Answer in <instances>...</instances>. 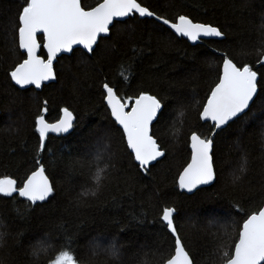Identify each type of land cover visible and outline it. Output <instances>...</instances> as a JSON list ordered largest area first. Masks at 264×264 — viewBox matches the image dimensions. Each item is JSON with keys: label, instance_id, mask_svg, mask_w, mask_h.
<instances>
[{"label": "trees", "instance_id": "1", "mask_svg": "<svg viewBox=\"0 0 264 264\" xmlns=\"http://www.w3.org/2000/svg\"><path fill=\"white\" fill-rule=\"evenodd\" d=\"M82 2L94 6L98 0ZM141 2L169 19L183 14L196 22L217 25L225 36L193 45L149 18L119 23L95 55L86 56L79 49L59 57L54 64V83L41 90L20 89L7 73L22 59L13 39L22 0H0V178L7 175L19 180L30 172L37 155L34 120L43 100L48 101L46 119L50 122L59 118L64 107L77 117L70 135H49L46 146L52 155L40 154L46 161H55L45 164L55 185L51 202L20 218L9 198L0 200V220L5 225L0 230L7 233L0 246V264H45L65 245V237L70 238L69 249L85 264H144L145 260L147 264H160L153 251L168 247L167 234H161L157 218L164 204L176 207V222L194 264H219L214 254L224 234L214 221L227 219L228 213L234 212L233 204L249 210L264 202V97L255 99L246 118L215 137L217 181L193 195L176 185L179 172L190 161V132L208 134L209 123L199 120V111L217 80L220 54L227 53L238 64L260 58L264 1ZM129 61L134 62L133 78L124 82L119 72L121 65ZM105 81L116 86L121 95L144 90L162 98L165 104L168 115L154 132L166 156L156 163L150 175L138 170L121 138L122 130L109 115L101 87ZM98 141L110 143L115 163L113 181L98 197L81 199L79 194L92 186L87 160ZM245 157L247 171L233 185L232 173L239 174ZM77 158L82 163L73 164ZM24 203L22 198L16 201L21 212ZM117 203L119 206H115ZM142 213L143 223L132 219ZM233 218L239 221L240 215ZM113 239L120 251L118 259L102 251ZM41 244L48 251L37 259L32 253ZM96 245L98 254L93 255Z\"/></svg>", "mask_w": 264, "mask_h": 264}, {"label": "snow or ice", "instance_id": "2", "mask_svg": "<svg viewBox=\"0 0 264 264\" xmlns=\"http://www.w3.org/2000/svg\"><path fill=\"white\" fill-rule=\"evenodd\" d=\"M144 18H151L161 28L166 27L176 37L186 38L193 45L202 42V38L222 39L225 36V32L217 25L196 22L183 14L169 19L151 10L141 0H98L94 6H87L82 0H22L13 29V39L22 52V59L7 75L14 85L22 89L29 86L40 89L46 82L56 80L54 62L61 54L83 49L86 56L95 55L100 44L110 38L117 24L129 21L134 23L136 19ZM133 51L135 53L136 50ZM220 55L217 80L199 111V120L209 122L208 134L202 135L198 130L190 132L187 138L191 150L190 161L176 179L178 188L188 193L202 190V186L213 185L217 181L215 137L233 123L246 118L255 99L264 97V43L259 49L260 58L252 63L238 64L227 53L222 52ZM133 63L129 61L121 65L119 75L124 82L133 78ZM101 87L105 106L114 124L122 130L121 138L130 150L131 158L141 173L150 175L156 163L166 156L154 132L155 127L168 115L162 98L144 90L134 95H121L116 86L106 81ZM47 105L48 101L43 100L34 120V130L38 133L37 155L30 172L19 180L7 175L0 178V200L9 198L13 210L20 218H24L33 208L50 203L54 198L55 185L45 164L55 161H46L40 154L47 152L52 155L46 146L49 134H67L75 127L77 120L73 111L64 107L59 118L50 122L46 119ZM183 115L184 112L180 111V116ZM94 147L95 150L88 154L90 159L87 160L92 171V186L79 194L81 199L98 197L102 189L110 186L113 181L112 169L115 163L110 143L98 141ZM101 161H104L103 166ZM72 163L82 161L77 158ZM246 171L245 157L238 169L239 174L232 173L233 185L241 181ZM19 198L25 202L23 212L16 205ZM115 206H119L118 203ZM232 208L234 212L230 211L227 219L214 221L223 229L224 234L214 254L219 264H264V202L249 210L237 204H233ZM176 213L177 209L173 205L164 204L160 207L157 218L161 234H167L168 247H157L153 255H158L160 264H194L176 222ZM234 215H240V220H235ZM132 219L143 223L144 214L133 216ZM4 227L0 220V229ZM6 235L5 231L0 230V246H3ZM65 241V245L45 264H85L69 249L70 238L65 237ZM98 248L99 245H96L93 255L98 254ZM47 251L48 247L41 244L32 255L38 259L41 253ZM102 251L113 259L120 256L115 239ZM144 264H147V260Z\"/></svg>", "mask_w": 264, "mask_h": 264}, {"label": "water", "instance_id": "3", "mask_svg": "<svg viewBox=\"0 0 264 264\" xmlns=\"http://www.w3.org/2000/svg\"><path fill=\"white\" fill-rule=\"evenodd\" d=\"M83 1V0H82ZM264 1V0H263ZM149 19H151V18H149ZM208 39H213V38H202V41L203 40H208ZM81 50H83V49H81ZM75 51V50H74ZM73 51V52H74ZM84 51V50H83ZM72 52V53H73ZM72 53H63V54H61V56H63V55H71ZM60 56V57H61ZM59 58V57H58ZM57 58V59H58ZM57 61V60H56ZM56 61L54 62V64L56 63ZM56 80H54V81H49V82H46L43 86H45V85H48V84H50V83H54ZM17 86V85H16ZM43 86L40 88V89H38V90H41L42 88H43ZM17 87H19V86H17ZM20 88V87H19ZM29 88H34V86H29V87H27V88H24V89H29ZM20 89H22V88H20ZM0 115H1V108H0ZM204 122V121H203ZM75 123H76V121H75ZM204 123H209V122H204ZM74 129V128H73ZM73 129L69 132V133H67V134H60V135H57V134H53V133H50L49 135H54V136H67V135H70L71 133H72V131H73ZM191 151V150H190ZM162 159V158H161ZM210 186H212V185H208V186H202V189L203 188H208V187H210ZM198 190H200V189H198ZM197 190V191H198ZM196 191V192H197ZM196 192H194V193H196ZM188 195H193L194 193H188V192H186Z\"/></svg>", "mask_w": 264, "mask_h": 264}]
</instances>
